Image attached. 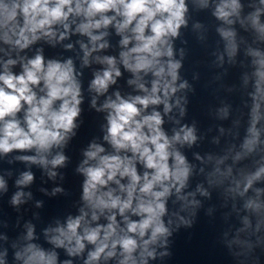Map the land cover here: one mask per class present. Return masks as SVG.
Returning <instances> with one entry per match:
<instances>
[{
  "label": "clouds",
  "instance_id": "clouds-1",
  "mask_svg": "<svg viewBox=\"0 0 264 264\" xmlns=\"http://www.w3.org/2000/svg\"><path fill=\"white\" fill-rule=\"evenodd\" d=\"M259 4L247 21L264 40V0ZM207 6L204 0L202 7ZM242 8L240 0H219L212 11L229 26L217 29L229 58L237 52L231 26L237 21L245 26ZM187 12L186 0H0V156L19 153L16 160L57 177L56 169L68 161L64 149L80 126L84 68L93 69L87 85L90 107L104 113L106 121L101 142L88 143L76 168L83 177L78 212L44 230L48 249L33 242L35 230L29 224L27 243L14 253L19 264H149L157 258V246L166 245L172 235V219L166 222L165 217L178 213H169V201L182 210L199 203L189 200L195 193L185 191L192 166L180 150L196 143L195 126L174 127L171 135L164 128L173 107L185 112L180 98L173 101L189 87L187 81L178 83L182 64L174 59L173 41L187 26ZM113 34L119 38L116 55L109 51ZM73 36L82 54L79 69L73 58L45 56L41 42L55 48ZM63 47L72 50L74 44ZM248 54L262 57L259 50L249 49ZM252 63L249 121L235 159H253L255 164L240 174L234 190L240 196L251 191L244 207L259 215L264 211L259 200L264 188L256 187L264 182L259 127L264 119V58ZM125 73L133 88L129 93L116 87ZM33 180L34 174L25 171L15 184L22 188ZM0 189L7 190L3 177ZM197 191L209 195L202 186ZM58 192L63 189L56 187L52 194ZM24 195L17 191L11 203L21 204ZM245 225L250 226L247 217ZM6 258L5 249L0 264H7Z\"/></svg>",
  "mask_w": 264,
  "mask_h": 264
},
{
  "label": "water",
  "instance_id": "water-1",
  "mask_svg": "<svg viewBox=\"0 0 264 264\" xmlns=\"http://www.w3.org/2000/svg\"><path fill=\"white\" fill-rule=\"evenodd\" d=\"M186 2L187 26L180 29L179 37L173 41L174 59L182 64L178 83L187 81L189 86L177 92L173 101L180 98L185 112L181 115L180 108L173 107L169 116H165L164 128L171 135L174 127L195 126L196 143L191 147L185 145L180 150L192 166L185 191L195 193L189 200L199 203L189 204L182 210L180 204L169 201V213H178L177 216L165 217L166 222L172 219L169 226L172 235L166 245L157 246V258L150 260L149 264H264V211L259 215L247 211L244 205L253 193L250 191L240 196L234 190L240 174L252 170L255 164L253 159L237 161L235 157L249 121L252 61L264 58V40L247 21L249 14L261 5L259 0H240L243 5L240 19L245 20V26L242 27L239 21L231 26L236 31L237 52L229 58L225 51L226 42L217 31L220 27L229 26L212 15L214 4L219 0H207V7H202L204 0ZM260 19L264 23V15ZM118 39L114 34L109 37L112 45L110 54H118ZM76 40L77 37L73 36L55 48L41 44L46 57L73 58L79 69V56L82 54ZM68 43L74 44L72 50L64 49L63 45ZM249 49L259 50L262 57L250 56ZM34 53L35 47L28 52L29 55ZM92 71L91 68L83 69L84 103L78 121L80 126L64 149L68 161L65 167L56 169L58 175L55 179L49 178L47 171L39 165L16 160L19 153L0 156V177L5 180L7 188L6 191L0 189V252L7 250V264H19L14 260V253L27 243L25 237L29 224L35 230L33 242L48 249L51 245L46 243L44 230L56 227L69 214L78 212L83 177L76 168L88 143L93 139L101 142L102 126L106 123L105 114L90 107L91 95L87 85ZM128 78L129 74L125 73L116 86L122 93L133 91L126 83ZM174 121H179V125ZM259 127L264 139V119ZM25 171H31L34 180L29 186L18 188L15 181ZM198 186H202L209 195H201L197 191ZM56 187L62 188L63 192L53 195ZM256 187L264 188V182ZM17 191H23L25 195L23 202L14 206L11 199ZM259 200L264 202V194ZM180 217L190 221V226L182 223ZM245 217L249 219L250 226L245 225ZM258 222L259 230L256 227ZM65 258L64 252L60 251V259Z\"/></svg>",
  "mask_w": 264,
  "mask_h": 264
}]
</instances>
